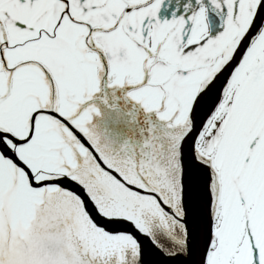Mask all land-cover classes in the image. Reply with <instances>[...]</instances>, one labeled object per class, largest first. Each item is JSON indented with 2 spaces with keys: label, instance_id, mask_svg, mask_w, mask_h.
I'll return each mask as SVG.
<instances>
[{
  "label": "snow or ice",
  "instance_id": "obj_1",
  "mask_svg": "<svg viewBox=\"0 0 264 264\" xmlns=\"http://www.w3.org/2000/svg\"><path fill=\"white\" fill-rule=\"evenodd\" d=\"M0 264H264V0H0Z\"/></svg>",
  "mask_w": 264,
  "mask_h": 264
}]
</instances>
